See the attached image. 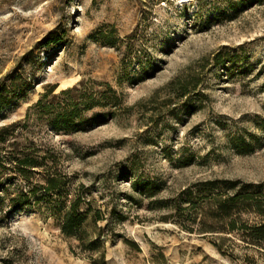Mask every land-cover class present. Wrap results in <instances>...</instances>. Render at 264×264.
Returning <instances> with one entry per match:
<instances>
[{"label":"rangeland","instance_id":"rangeland-1","mask_svg":"<svg viewBox=\"0 0 264 264\" xmlns=\"http://www.w3.org/2000/svg\"><path fill=\"white\" fill-rule=\"evenodd\" d=\"M55 29L64 43L43 47ZM18 72L28 86L0 125L47 85L108 83L118 96L77 129L21 132L55 149L69 186L105 210L106 264H264L263 249L190 231L177 211L200 202L206 180L264 186V0H0V80ZM0 264L91 263L48 211L21 209L0 222Z\"/></svg>","mask_w":264,"mask_h":264},{"label":"trees","instance_id":"trees-1","mask_svg":"<svg viewBox=\"0 0 264 264\" xmlns=\"http://www.w3.org/2000/svg\"><path fill=\"white\" fill-rule=\"evenodd\" d=\"M134 35L129 33L126 38L130 40ZM64 37L63 30H52L42 46L63 44ZM28 83L22 72L5 75L0 80V111L10 96L18 97ZM189 85L183 82L177 86L181 96L191 91ZM102 86L93 89L79 82L55 92L56 84L47 85L28 106L23 119L0 125V222L17 210L44 209L58 222L61 234L76 241L78 249L88 255L91 264H106L107 236L105 227L99 224L106 219L105 210L93 204L86 185L69 186L55 149L37 144L21 132L30 121L48 124L54 131L81 127L88 110L98 107L104 111L118 100L108 83ZM199 185L202 190L198 204L190 199L188 206H177L178 214L190 222L182 227L236 233L245 246L264 252V186L238 179L206 180ZM186 193L190 194L191 189ZM198 215L201 217L197 220ZM215 245L221 250L220 244Z\"/></svg>","mask_w":264,"mask_h":264},{"label":"bare ground","instance_id":"bare-ground-1","mask_svg":"<svg viewBox=\"0 0 264 264\" xmlns=\"http://www.w3.org/2000/svg\"><path fill=\"white\" fill-rule=\"evenodd\" d=\"M181 1H186V0H181Z\"/></svg>","mask_w":264,"mask_h":264}]
</instances>
